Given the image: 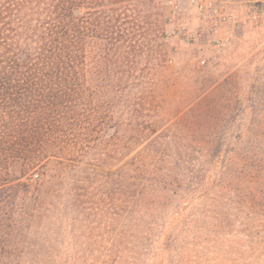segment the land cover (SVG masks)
<instances>
[{
	"label": "trees",
	"instance_id": "1",
	"mask_svg": "<svg viewBox=\"0 0 264 264\" xmlns=\"http://www.w3.org/2000/svg\"><path fill=\"white\" fill-rule=\"evenodd\" d=\"M150 1L0 0V264H264V119L171 68Z\"/></svg>",
	"mask_w": 264,
	"mask_h": 264
},
{
	"label": "rangeland",
	"instance_id": "2",
	"mask_svg": "<svg viewBox=\"0 0 264 264\" xmlns=\"http://www.w3.org/2000/svg\"><path fill=\"white\" fill-rule=\"evenodd\" d=\"M130 8L133 14L138 9L144 10V18L150 25L157 23L156 9L150 0H131ZM223 10L225 19L198 11L183 1L173 13L166 0H161L159 11L164 13L165 39L157 38L156 45L172 58L171 68L190 77L189 83L205 77L212 86L222 83L223 89L234 91L239 104L245 107L234 115L236 122H259L264 119V0H232ZM251 104L261 112L251 113ZM239 131L234 129L233 133ZM248 132L264 133L255 128ZM64 239L67 240L66 233ZM159 243L145 251L135 264H168L167 253ZM100 244L108 246L106 242ZM82 251L86 252L83 247ZM84 256L91 260L92 255Z\"/></svg>",
	"mask_w": 264,
	"mask_h": 264
},
{
	"label": "built area",
	"instance_id": "3",
	"mask_svg": "<svg viewBox=\"0 0 264 264\" xmlns=\"http://www.w3.org/2000/svg\"><path fill=\"white\" fill-rule=\"evenodd\" d=\"M187 1L188 4L192 5L198 11L205 12L209 15H218L222 19H225L224 7L227 3L232 0H166V3L170 6L173 13L178 11L183 3ZM172 16L169 18L172 20Z\"/></svg>",
	"mask_w": 264,
	"mask_h": 264
}]
</instances>
